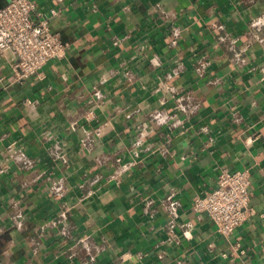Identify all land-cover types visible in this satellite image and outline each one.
Returning a JSON list of instances; mask_svg holds the SVG:
<instances>
[{"label":"crops","instance_id":"obj_1","mask_svg":"<svg viewBox=\"0 0 264 264\" xmlns=\"http://www.w3.org/2000/svg\"><path fill=\"white\" fill-rule=\"evenodd\" d=\"M35 1L68 47L0 54V264H264V0ZM222 166L258 212L228 238L192 208Z\"/></svg>","mask_w":264,"mask_h":264},{"label":"built area","instance_id":"obj_2","mask_svg":"<svg viewBox=\"0 0 264 264\" xmlns=\"http://www.w3.org/2000/svg\"><path fill=\"white\" fill-rule=\"evenodd\" d=\"M58 11L51 9L50 15ZM50 15L38 10L35 0H9L0 6V54L11 53L12 78L22 81L39 75L42 67L53 59L65 55L67 41L60 32L51 29ZM257 33L263 31V24L253 22ZM90 117L95 113L90 110ZM108 121L103 120L93 128L101 136ZM251 179L248 169H230L222 166L214 188L196 195L192 201L195 212L205 213L216 225L217 232L229 237L233 231L258 212L251 205ZM262 215V214H260Z\"/></svg>","mask_w":264,"mask_h":264}]
</instances>
